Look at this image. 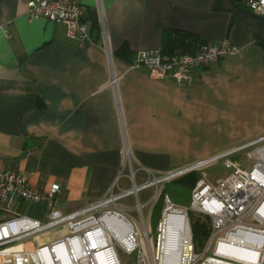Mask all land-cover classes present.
Wrapping results in <instances>:
<instances>
[{
	"label": "crops",
	"instance_id": "obj_1",
	"mask_svg": "<svg viewBox=\"0 0 264 264\" xmlns=\"http://www.w3.org/2000/svg\"><path fill=\"white\" fill-rule=\"evenodd\" d=\"M77 1L90 31L82 41L29 18L24 2L0 0V170L24 174L40 194L58 185L62 215L113 184L116 194L130 189L126 147L136 170L168 172L264 136V16L244 0ZM166 30L197 36L196 48L227 40L240 52L196 68L187 84L150 80L114 55L123 45L131 60L161 49ZM144 178L138 171L135 184ZM16 211L48 220L43 202L21 201Z\"/></svg>",
	"mask_w": 264,
	"mask_h": 264
},
{
	"label": "built area",
	"instance_id": "obj_2",
	"mask_svg": "<svg viewBox=\"0 0 264 264\" xmlns=\"http://www.w3.org/2000/svg\"><path fill=\"white\" fill-rule=\"evenodd\" d=\"M17 1L26 4L29 18H43L51 23L62 24L67 36L78 41L90 38L84 9L77 0ZM244 2L250 10L264 16V0ZM239 52L240 49L227 40L200 45L192 54L179 52L171 57L164 56L161 49L143 50L136 53L131 67L146 69L150 80L172 79L178 84H185L191 80L196 68L236 56ZM116 81L113 76L111 84L115 85ZM129 153L126 147L125 157L127 163L131 164ZM237 157L243 158L239 161ZM218 161H222V167L229 174L211 182L204 169ZM138 171H143L146 178L140 185L135 184ZM194 172L199 173V178L191 191L187 207L175 208L167 197H163L165 208L156 226L152 252L147 221L141 216L144 206L150 207L149 213H152L168 184ZM128 179L132 183L130 189L116 194V184H113L106 196L95 204L62 215L55 209L54 202V195L59 191L58 185L54 184L49 192L40 194L29 188L28 178L24 174L0 170V264H122L119 258L121 253L135 254V264H164L161 260L164 253L159 245L164 240V219L170 214L182 215L185 219V232L180 241L189 249L188 262L197 261L199 256L194 253L188 220L191 212L208 218L210 232L205 247L206 250L213 248L214 256L219 257L216 255L218 244L242 232L252 236V245L261 244L257 264H264V136L172 171L155 172L138 168L130 172ZM146 190H151L152 194L142 204L139 194ZM127 197L135 198L140 223L132 218L126 206L121 210L111 207ZM21 201L45 203L49 210L48 220L42 222L20 215L16 206ZM108 218L122 219L126 223L128 245L120 240L116 227L106 223ZM140 224L147 251L140 243ZM50 232L64 234L47 244H39L38 240ZM29 241L35 244L31 249L24 246Z\"/></svg>",
	"mask_w": 264,
	"mask_h": 264
},
{
	"label": "rangeland",
	"instance_id": "obj_3",
	"mask_svg": "<svg viewBox=\"0 0 264 264\" xmlns=\"http://www.w3.org/2000/svg\"><path fill=\"white\" fill-rule=\"evenodd\" d=\"M189 82H187V83H189ZM187 83H185V84H187ZM232 118H235V120H236V119H239V116L236 115L235 117H232ZM129 158H130L131 164L127 163V160L125 157V162H124L125 164H124V169H123L128 173V175H130L131 171L135 172V170H136L133 167V163H132L130 153H129ZM242 158L243 157H240V158L237 157L236 159L241 161ZM123 170H122V174H120V175H122L121 177H123V174H124ZM204 171H206V173L208 174L209 181H211V182L217 178L226 177L229 174V172L222 167V161H218L216 163H213V164L207 166L204 169ZM135 177H136V183L139 184L140 182L137 179V174L135 175ZM145 179L146 178H144V180H142V182H144ZM127 181L129 183V186H130L129 188H131L132 183L130 182V180L128 178H127ZM191 191H192V189L188 190L187 188L183 187L178 182H174V183L171 182L170 184H168L165 187V192H164V194H162V196L167 197L170 200V203L175 208L187 207L189 205ZM151 194H152L151 190H146V191L141 192L139 194V201L142 204H144L143 202H145L147 199L149 200ZM145 196L147 197L146 200H145ZM157 203L154 206H156ZM135 204H136V200L134 197H127V198L122 199V200L116 202L115 204L111 205V207L116 208L118 210H121V209H123V206H126V208H128L130 210L129 214L132 216V218H134L136 220V222L140 223V221H141L140 213L135 209ZM164 208H165V206L162 203V206H160V212H159L158 216H156V213H153V212L152 213L150 212L148 214V210L150 209V207H147V206H144L143 211L141 212L142 218L144 219V221H147V230H148V233L150 235V248H151L152 252L154 250V238L156 235V226H157L158 221L161 220V214H162V211ZM192 214L195 216V218H198V217H201V219L204 218V216L199 215L197 213H192ZM188 220H189V225L191 228L190 214H188ZM140 226L138 227V230L141 234L140 243L144 247V250L147 251L146 243H145V240L142 236L143 227L141 224H140ZM191 232H192V230H191ZM242 235L243 234H239L237 236H234L231 238V240H235V241L240 242L242 240ZM207 240H208V238H207ZM207 240L203 244L202 247H196L195 246V248H194V253L197 256H199V260L193 261V262H188L187 264H203L210 258L221 259L219 257L214 256L213 248H211L210 250H206L205 245L207 243ZM193 246H194V244H193ZM119 258H120V261L122 264H135V254L121 253V254H119ZM224 261L230 262L229 260H226V259H224Z\"/></svg>",
	"mask_w": 264,
	"mask_h": 264
},
{
	"label": "bare ground",
	"instance_id": "obj_4",
	"mask_svg": "<svg viewBox=\"0 0 264 264\" xmlns=\"http://www.w3.org/2000/svg\"><path fill=\"white\" fill-rule=\"evenodd\" d=\"M106 223L116 227V233L124 245H128V230L122 219L108 218ZM163 243L159 249L163 251L164 264H187L189 261V249L180 241L186 227V221L182 215L170 214L164 219ZM129 229V228H128ZM242 235V241L231 240L232 237ZM252 236L239 232L232 235L227 242H221L216 249V255L221 259L210 258L204 264H257L261 244L250 243ZM224 259L230 262L224 261Z\"/></svg>",
	"mask_w": 264,
	"mask_h": 264
},
{
	"label": "trees",
	"instance_id": "obj_5",
	"mask_svg": "<svg viewBox=\"0 0 264 264\" xmlns=\"http://www.w3.org/2000/svg\"><path fill=\"white\" fill-rule=\"evenodd\" d=\"M198 41V37L193 34L178 30H166L163 35L161 50L164 56L166 57H171L179 52L192 54L196 49ZM114 55L124 61H127L129 64L133 63V60H131V58L133 59V56L126 45H123L121 48H119L114 53ZM198 178V172H194L185 177L173 181V183L178 182L183 187L187 188L188 190H191L195 186ZM164 192L165 189L163 190L162 194H164ZM162 200L163 196L161 197V199H159L157 205L153 207L152 212L156 213V216H158L160 212V206H162L163 203ZM190 221L194 248L195 246L202 247L203 244L206 242L210 232L209 220L206 217H204L203 219H201V217L195 218V216L191 212Z\"/></svg>",
	"mask_w": 264,
	"mask_h": 264
},
{
	"label": "water",
	"instance_id": "obj_6",
	"mask_svg": "<svg viewBox=\"0 0 264 264\" xmlns=\"http://www.w3.org/2000/svg\"><path fill=\"white\" fill-rule=\"evenodd\" d=\"M206 262H208V260Z\"/></svg>",
	"mask_w": 264,
	"mask_h": 264
}]
</instances>
